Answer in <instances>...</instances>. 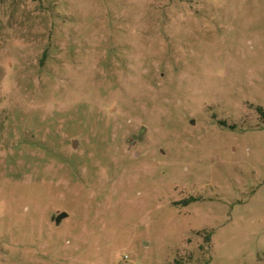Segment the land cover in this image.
<instances>
[{
	"label": "rangeland",
	"instance_id": "1",
	"mask_svg": "<svg viewBox=\"0 0 264 264\" xmlns=\"http://www.w3.org/2000/svg\"><path fill=\"white\" fill-rule=\"evenodd\" d=\"M0 264H264V0H0Z\"/></svg>",
	"mask_w": 264,
	"mask_h": 264
},
{
	"label": "water",
	"instance_id": "2",
	"mask_svg": "<svg viewBox=\"0 0 264 264\" xmlns=\"http://www.w3.org/2000/svg\"><path fill=\"white\" fill-rule=\"evenodd\" d=\"M191 123H193L191 121ZM76 143V141L74 140L73 141V146L74 144ZM67 216V214L65 212H60L59 214H57L55 217H54V223L55 224H58L60 222L61 219L65 218Z\"/></svg>",
	"mask_w": 264,
	"mask_h": 264
}]
</instances>
